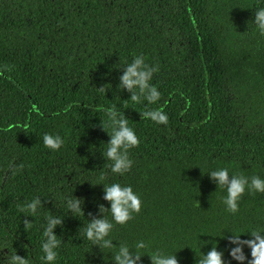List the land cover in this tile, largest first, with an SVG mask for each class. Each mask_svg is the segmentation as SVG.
<instances>
[{
  "label": "trees",
  "instance_id": "trees-1",
  "mask_svg": "<svg viewBox=\"0 0 264 264\" xmlns=\"http://www.w3.org/2000/svg\"><path fill=\"white\" fill-rule=\"evenodd\" d=\"M259 7L264 0H0V252L44 264L42 227L57 215L55 264H112L113 250L92 245L83 227L109 206L100 184L119 183L141 206L109 236L132 250L143 240L140 264L157 250L196 264L213 243L237 264L226 237L264 231V193L246 189L230 213L207 173L264 179V35L251 23ZM137 55L156 66L155 104L119 87ZM109 107L139 141L123 175L101 153ZM146 108L167 124L141 119ZM45 133L61 136V147L46 148ZM72 196L82 200L78 217L65 207ZM34 197L37 213L21 212Z\"/></svg>",
  "mask_w": 264,
  "mask_h": 264
},
{
  "label": "clouds",
  "instance_id": "clouds-1",
  "mask_svg": "<svg viewBox=\"0 0 264 264\" xmlns=\"http://www.w3.org/2000/svg\"><path fill=\"white\" fill-rule=\"evenodd\" d=\"M251 23L260 35H264V7L255 9L254 19ZM126 64L123 74L119 77V87L131 93L129 100L132 102L143 100L148 105L157 103L160 92L150 83L153 73L157 70L156 66H149L143 56L140 55L134 56L131 62ZM97 90L99 92L105 91L104 87ZM105 116L106 119L100 121V126L107 133L109 139L107 143H104L105 147L101 153L104 159L109 162L110 172L123 175L132 166L128 151L137 146L139 141L135 132L128 126V119L121 112L109 107L105 109ZM140 116L141 119H147L155 124H167L166 113L155 108H146L140 112ZM106 129L110 131H106ZM42 143L46 148L54 151L61 147L63 140L59 135L45 133L42 136ZM207 175L216 183L217 188L224 189L226 194L223 197V204L230 213L237 211V203L246 189L249 192L264 193V179L259 176L229 175L228 169L224 167L210 170ZM100 185H103V199L108 202L109 206L106 209L104 205H100V217L88 220V223L83 227L84 238L100 250H113L111 251L112 264H140V259L144 256L140 255V250L146 248L143 240L136 241L134 250H132L127 244L114 245L109 236L113 223L123 225L131 219V213L139 212L140 198L130 186H122L119 183ZM81 201L75 196L65 198V207L72 216L78 217L83 212ZM41 205L42 201L38 197H34L17 207L21 212L35 215ZM105 212L110 215L111 221L105 217ZM31 225L30 220H23L26 232ZM61 225L62 219L59 216L48 215L45 217L40 241V250L43 254L40 259L44 264H55L56 250L60 240L54 230ZM231 234L226 239L229 244L233 245L228 251L232 260L236 261L237 264H264V231L252 229L246 234L249 238L243 240L241 235ZM245 247L249 249L250 258L244 254L243 249ZM147 256L150 258L151 264H178L176 254H164L157 250ZM0 264H30V260L28 257H21L13 249L7 255L0 254ZM196 264H225V261L223 253L218 251L215 243H213L206 253L200 252Z\"/></svg>",
  "mask_w": 264,
  "mask_h": 264
},
{
  "label": "flooded vegetation",
  "instance_id": "flooded-vegetation-1",
  "mask_svg": "<svg viewBox=\"0 0 264 264\" xmlns=\"http://www.w3.org/2000/svg\"><path fill=\"white\" fill-rule=\"evenodd\" d=\"M0 254H3L4 255V253H1V252H0Z\"/></svg>",
  "mask_w": 264,
  "mask_h": 264
}]
</instances>
